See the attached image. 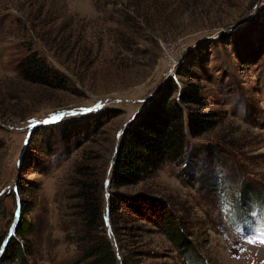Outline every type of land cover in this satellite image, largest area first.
Returning <instances> with one entry per match:
<instances>
[{
    "label": "rangeland",
    "instance_id": "rangeland-1",
    "mask_svg": "<svg viewBox=\"0 0 264 264\" xmlns=\"http://www.w3.org/2000/svg\"><path fill=\"white\" fill-rule=\"evenodd\" d=\"M33 52L53 84L20 75ZM171 80L198 85L213 127L190 135L185 109L181 159L112 186L119 137ZM89 166L103 223L90 234ZM115 189L165 197L184 245L123 204L109 212ZM93 233L108 264H264V0H0V256L15 239L21 264H90Z\"/></svg>",
    "mask_w": 264,
    "mask_h": 264
},
{
    "label": "trees",
    "instance_id": "trees-1",
    "mask_svg": "<svg viewBox=\"0 0 264 264\" xmlns=\"http://www.w3.org/2000/svg\"><path fill=\"white\" fill-rule=\"evenodd\" d=\"M18 71L24 79L32 82L50 85L57 79V72L35 52L18 62ZM201 104L202 98L197 84L187 85L178 94L177 86L171 80L169 87L160 90L119 137L111 170V185L118 187L135 184L158 170L164 162L180 160L186 150L183 118L185 109L190 135L199 136L213 127L207 115L200 111ZM89 168L92 166L78 170L86 178L79 179L78 185L82 226L90 234L93 226L103 223L100 177L87 176ZM243 191L246 194L247 190ZM109 197V212H117L118 206L123 204L129 212L152 221L170 241L177 245H184L183 242H186L183 228L176 222L171 204L165 197L149 192L129 194L116 189ZM23 223H17L19 231L25 230L26 225ZM9 240L0 256V263H23L22 244L19 240ZM83 258L90 259V264H108L114 260L113 247L108 240L98 238L93 233Z\"/></svg>",
    "mask_w": 264,
    "mask_h": 264
},
{
    "label": "snow or ice",
    "instance_id": "snow-or-ice-1",
    "mask_svg": "<svg viewBox=\"0 0 264 264\" xmlns=\"http://www.w3.org/2000/svg\"><path fill=\"white\" fill-rule=\"evenodd\" d=\"M97 107H99V105H97ZM260 243H264V240H260Z\"/></svg>",
    "mask_w": 264,
    "mask_h": 264
},
{
    "label": "bare ground",
    "instance_id": "bare-ground-1",
    "mask_svg": "<svg viewBox=\"0 0 264 264\" xmlns=\"http://www.w3.org/2000/svg\"><path fill=\"white\" fill-rule=\"evenodd\" d=\"M239 259H240V258H239ZM239 259H238V260H239ZM241 259H242V257H241ZM241 259H240V260H241ZM243 259H244V258H243ZM236 262H238V263H239V261H236Z\"/></svg>",
    "mask_w": 264,
    "mask_h": 264
},
{
    "label": "water",
    "instance_id": "water-1",
    "mask_svg": "<svg viewBox=\"0 0 264 264\" xmlns=\"http://www.w3.org/2000/svg\"><path fill=\"white\" fill-rule=\"evenodd\" d=\"M113 162H114V160H113Z\"/></svg>",
    "mask_w": 264,
    "mask_h": 264
}]
</instances>
